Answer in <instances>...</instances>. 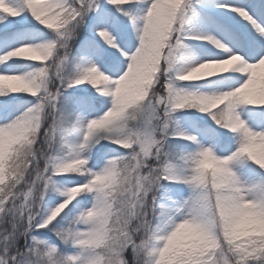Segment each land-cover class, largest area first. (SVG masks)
<instances>
[{
    "label": "clouds",
    "instance_id": "1",
    "mask_svg": "<svg viewBox=\"0 0 264 264\" xmlns=\"http://www.w3.org/2000/svg\"><path fill=\"white\" fill-rule=\"evenodd\" d=\"M198 2L106 0L131 47L104 23L94 47L74 49L102 0H23L39 38L0 53V67L31 62L0 71V97L30 98L0 120V264H264V126L244 116L264 106V53L249 60L198 28ZM215 7L264 38L246 9ZM185 111L230 133L232 150Z\"/></svg>",
    "mask_w": 264,
    "mask_h": 264
},
{
    "label": "rangeland",
    "instance_id": "2",
    "mask_svg": "<svg viewBox=\"0 0 264 264\" xmlns=\"http://www.w3.org/2000/svg\"><path fill=\"white\" fill-rule=\"evenodd\" d=\"M220 2L245 8L258 22L264 25V0H220ZM215 3L216 0H199L197 3L199 11L197 27L201 29H212V31L217 33V36L220 37L221 35V37H223H220L221 39L229 43L236 51H240L247 59L254 60L259 58V55L264 53V42L259 39V34L256 33L255 30H252L253 28L247 29L243 27L240 23H238L239 19L233 20L227 18L226 16H221L222 14L220 13V8L215 7ZM102 5L103 10L99 15L91 14L88 17L86 24L81 29L80 35L74 43V49L85 47L89 40H99V38L95 36L94 32V25L97 24L98 18H102L105 23L111 25L120 34L126 33L128 41L131 42L125 18L120 16L111 5L107 4L106 0H102ZM9 20H21V18H9ZM38 28L39 26L35 23V21L30 16H27V20H21V23L14 29V31L19 34L22 39H18L13 44H9L8 47H15L18 43H27L33 39L39 38L33 35ZM4 35L3 25H0V51H3L5 48L3 43ZM9 35H11V33H9ZM188 43L192 44L194 47L193 41H188ZM199 53L202 58H213V52L202 50ZM29 63L31 62L18 60L16 62L17 67L15 70L23 71L25 70V66ZM232 75L239 77V79H235L233 81L234 83H239L240 79H243V77H240L239 74ZM194 83L204 84L207 87L215 86L206 81ZM69 94L86 95L82 89L69 90ZM27 99L30 98L24 97L22 94L18 95L16 98L6 99L0 97V120L5 117H9L11 114H15L16 111L20 110L23 101ZM180 115L186 126L199 131L208 142L215 141L218 145V151L221 152V154L230 152L234 147L232 139L230 142L223 144L215 130L204 128L199 125L198 122L190 116V111H185L180 113ZM244 116L254 126H264V106H246ZM245 171L248 175L254 176L256 174L252 169H245Z\"/></svg>",
    "mask_w": 264,
    "mask_h": 264
},
{
    "label": "snow or ice",
    "instance_id": "3",
    "mask_svg": "<svg viewBox=\"0 0 264 264\" xmlns=\"http://www.w3.org/2000/svg\"><path fill=\"white\" fill-rule=\"evenodd\" d=\"M25 7L23 6V0H20V4H10L6 8H0V25H3L4 30V37H3V43H4V50L0 51V53H3L7 50H10L14 47H8L9 44L15 43L18 39H22V37L17 34L14 29L21 23V20H27V17L24 15ZM9 17L11 18H17L20 17L21 20H9ZM105 21L102 18H98L97 24H104ZM11 33V35H9ZM121 42L124 43L129 48L131 47V42L128 41V37L126 33H121ZM95 39L89 40L85 47H94L95 46ZM23 43H18L15 47L21 45ZM102 47V45H101ZM17 59H13L10 61L11 63H8L7 65L0 67V71H8V72H15V68L17 67ZM103 62L106 66H115L116 65V58L107 50H103Z\"/></svg>",
    "mask_w": 264,
    "mask_h": 264
},
{
    "label": "bare ground",
    "instance_id": "4",
    "mask_svg": "<svg viewBox=\"0 0 264 264\" xmlns=\"http://www.w3.org/2000/svg\"><path fill=\"white\" fill-rule=\"evenodd\" d=\"M232 6L237 7V5H232ZM220 13L222 14L221 16H226L229 19H233V20L239 19L238 23H240L243 27H245L247 29L252 28L251 24L248 21L244 20L242 17L239 16L238 13H236L235 11H232L230 8H220ZM226 17H225V19H226ZM204 30H207V31H209L212 34L217 36V33L212 31V29H210V28H204ZM252 30H254V29H252ZM259 39L264 41V38L260 37ZM194 47L198 48L199 50H203L204 49L203 47L213 49L211 45H208V44H206V42H202V41H195Z\"/></svg>",
    "mask_w": 264,
    "mask_h": 264
},
{
    "label": "trees",
    "instance_id": "5",
    "mask_svg": "<svg viewBox=\"0 0 264 264\" xmlns=\"http://www.w3.org/2000/svg\"><path fill=\"white\" fill-rule=\"evenodd\" d=\"M18 95H20V94H15L13 97H10V98H16V96H18ZM1 98H4V97H1ZM7 99V98H6ZM199 115V120L200 121H202L204 124H207V125H212V126H215L212 122H211V120L210 119H208L204 114H201V113H199L198 114ZM216 127V126H215ZM216 129L219 131V133H221V135L224 137V138H229V137H231V134L230 133H227V132H225L224 130H222V129H218L217 127H216Z\"/></svg>",
    "mask_w": 264,
    "mask_h": 264
}]
</instances>
